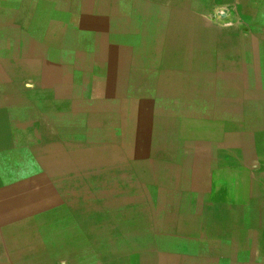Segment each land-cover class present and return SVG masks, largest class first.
Returning <instances> with one entry per match:
<instances>
[{
  "label": "crops",
  "instance_id": "obj_1",
  "mask_svg": "<svg viewBox=\"0 0 264 264\" xmlns=\"http://www.w3.org/2000/svg\"><path fill=\"white\" fill-rule=\"evenodd\" d=\"M25 9L0 0V264H264V0H120L81 49L5 52Z\"/></svg>",
  "mask_w": 264,
  "mask_h": 264
},
{
  "label": "rangeland",
  "instance_id": "obj_2",
  "mask_svg": "<svg viewBox=\"0 0 264 264\" xmlns=\"http://www.w3.org/2000/svg\"><path fill=\"white\" fill-rule=\"evenodd\" d=\"M119 1L120 0H32L33 9L24 10V13H27L25 18L31 24L30 31L19 29V25L15 23L10 24L8 21V23L2 26L3 37L6 41L16 36L15 34L18 36L23 35L25 32H31L32 35L35 36L39 35L41 31H44V43L47 41V45L44 46V53H55L57 52L56 46L55 48L49 46V40L47 38L49 36H55V33H59L64 37L63 39H66L69 43L76 44L77 47L74 48L78 50L86 44L88 38L92 37V34L95 32V23H104L106 16L107 20L108 17L112 16V21L114 23L120 22V9H110L119 4ZM3 48L5 52H10V49L12 52H15V47L8 46L7 41ZM18 49L24 50L26 47L18 46ZM145 96L146 99H151L152 94L146 93ZM180 96H182L183 100V95ZM147 117V113H145L143 117L139 115V126L137 127V125H135L136 128L132 127V132L137 133L139 130V133L145 136L151 135L154 127L150 124V118ZM141 123H144V125L140 126ZM117 129L120 130L121 126ZM118 133L121 132L118 131ZM123 133H126V130L123 131ZM85 162H87V158L85 160L82 157V163ZM145 208L152 210V206Z\"/></svg>",
  "mask_w": 264,
  "mask_h": 264
},
{
  "label": "built area",
  "instance_id": "obj_3",
  "mask_svg": "<svg viewBox=\"0 0 264 264\" xmlns=\"http://www.w3.org/2000/svg\"><path fill=\"white\" fill-rule=\"evenodd\" d=\"M228 11L227 9H219L216 13L217 18L224 20L227 18Z\"/></svg>",
  "mask_w": 264,
  "mask_h": 264
}]
</instances>
